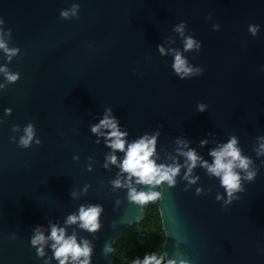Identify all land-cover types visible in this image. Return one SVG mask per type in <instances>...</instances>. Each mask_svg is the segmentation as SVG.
<instances>
[{
	"label": "water",
	"instance_id": "obj_1",
	"mask_svg": "<svg viewBox=\"0 0 264 264\" xmlns=\"http://www.w3.org/2000/svg\"><path fill=\"white\" fill-rule=\"evenodd\" d=\"M73 5H79L76 16L61 18ZM0 20V39L18 49L10 60L0 49V67L20 76L0 89V264H58L53 241L42 256L31 245L35 230L47 238L52 224L81 246L87 241L90 264H114L112 246L151 202L129 200L130 187L160 193L166 264H264V152L257 155L264 143V0H0ZM181 20L186 34L202 42L199 53L185 55L204 71L186 79L156 47L182 49L173 30ZM249 24L259 25L255 36ZM0 84H7L3 72ZM198 103L207 105L204 112ZM105 107L129 133L128 142L159 133L152 159L181 166L174 186L129 179L119 168L122 152L115 153L116 164L106 161L111 149L90 131ZM28 122L41 143L21 148L10 137L18 139ZM13 125L21 130L13 133ZM233 135L256 175L248 181L236 169L244 191L224 205L219 178L198 160L186 179L187 158L178 149H194L211 164L210 150ZM81 205L102 207L96 232L79 220L65 223Z\"/></svg>",
	"mask_w": 264,
	"mask_h": 264
},
{
	"label": "clouds",
	"instance_id": "obj_2",
	"mask_svg": "<svg viewBox=\"0 0 264 264\" xmlns=\"http://www.w3.org/2000/svg\"><path fill=\"white\" fill-rule=\"evenodd\" d=\"M79 5H73L70 10H62L60 12V17L67 19L70 15L75 17ZM206 20L211 19V14L205 17ZM0 23H3L0 20ZM186 21L181 20L179 23L173 25V30L179 34L181 38V48H169L167 52L164 46L157 44V50L161 56L170 55L172 57L171 68L173 73L180 79L192 78L194 76H199L203 73L204 69L200 66H195L190 63L188 57L185 55L187 52L199 53L201 51L202 42L197 40L193 35L186 34L187 27ZM219 24H213V30H219ZM259 30V25H248V31L252 33L253 36L257 34ZM0 49H4L5 53L10 60L12 56L16 55L18 49H9L2 39H0ZM0 72L4 73L7 84H0V89H5L8 84L15 83L20 78L18 72H9L6 68L0 67ZM197 110L204 112L207 105L204 103L197 104ZM11 108H5L4 114L10 115ZM111 107H105L101 117L98 122L90 124L91 133L95 134L97 137L103 136L106 147L111 149V152L106 156V161L112 164L117 163V157L115 153L117 151L124 153L123 159L119 162L120 171L128 174V178H136V183L144 185H160L163 182H167L169 186L175 185V177L180 172L179 164L165 165L157 164L154 159H152L156 151V142L159 133H155L149 136L147 133L141 135L138 139H134L128 142L125 138L128 136L127 130H121L122 125L120 124L118 118L112 114ZM21 130L19 125H13L11 131L17 133ZM10 139L17 143L21 148H29L33 143L39 145L41 143L40 139L36 136V128L34 123L28 122L23 127V134L17 137L15 135L11 136ZM260 139H264L261 137ZM178 143H183L187 147L188 142L179 140ZM99 143V139L95 141ZM205 141H201V144ZM180 154L186 157L185 163L187 164V172L185 173V178L189 179L188 173L196 167L197 161H200L201 167L207 170V173L211 176L219 178L221 187L224 188L228 199L224 201V205H228L233 199H239V197H234L233 193L236 191H244L241 188V177L240 173L236 169L244 170L247 175L246 179L252 181L256 175L253 171H248L249 164L251 160L241 155V150L237 147V138L233 135L226 143L220 144L217 147L210 150L209 155L213 158L212 163L209 164L206 160H202L195 152L194 149L189 148L187 151L178 149ZM264 152V143L260 145V150L257 155ZM73 159H78L74 156ZM107 167V164H105ZM119 175V173H118ZM197 178H190V183H194ZM113 184L117 187L121 186L119 179L113 181ZM187 190V186H185ZM202 189H196V195H200ZM74 195V193H73ZM160 193L158 191H140L137 192L134 188H129L128 199L136 202L138 204H147L150 201L158 200ZM222 197L217 194L216 200H220ZM222 209L227 210L226 207L221 206ZM102 211L100 205H90L85 208L83 205L79 208V215H69L66 224H75L78 220L80 222V227L86 229L89 232H96L100 227L98 222V217ZM163 235V228H162ZM53 241L50 245L53 250V257L58 261V264H68V261L73 262L78 261V264H90V256L92 253L91 247H89L87 241H82L83 246L78 244L74 235H65L64 228H58L55 224L51 225V231L49 236L46 238L45 235L37 230L35 234L31 237V245L37 247V255H43V245L47 240ZM109 251V246L105 245L103 249L104 253ZM84 257V259H80ZM163 257L157 258L156 254L151 255L145 254L143 261L137 260L135 264H161ZM167 264H188L184 259L179 261L170 260Z\"/></svg>",
	"mask_w": 264,
	"mask_h": 264
},
{
	"label": "trees",
	"instance_id": "obj_3",
	"mask_svg": "<svg viewBox=\"0 0 264 264\" xmlns=\"http://www.w3.org/2000/svg\"><path fill=\"white\" fill-rule=\"evenodd\" d=\"M158 200L151 201L144 208V217L137 222L129 224L121 236L112 246V260L114 264H135L137 260L143 261L145 254H156L163 257L161 264H166L162 251L165 232L162 235L161 215Z\"/></svg>",
	"mask_w": 264,
	"mask_h": 264
}]
</instances>
